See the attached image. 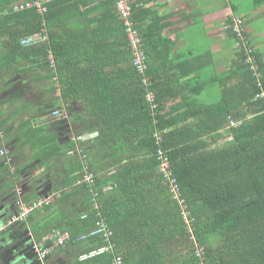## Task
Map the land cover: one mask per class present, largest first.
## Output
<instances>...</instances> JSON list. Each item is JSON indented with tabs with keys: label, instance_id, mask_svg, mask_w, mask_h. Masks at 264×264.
Listing matches in <instances>:
<instances>
[{
	"label": "trees",
	"instance_id": "obj_1",
	"mask_svg": "<svg viewBox=\"0 0 264 264\" xmlns=\"http://www.w3.org/2000/svg\"><path fill=\"white\" fill-rule=\"evenodd\" d=\"M25 1L0 0V70L12 66L27 75L25 81H46L50 86L43 92L59 93L54 102L83 105L87 116L74 117L77 134L96 133L78 155L68 156L59 196L45 206L49 217L32 226H38L37 240L67 232L61 245L70 253L65 264H115L117 257L119 264H264V58L250 38V21L231 0L224 34L235 57L230 69L210 79L213 56L180 55L178 39L165 33L174 13H160L152 0H128L147 83L133 65L127 26L114 0H40L43 12L13 10ZM260 8L264 0H252L250 11ZM194 15L196 10L180 20L193 24ZM39 32L46 40L20 45L21 38ZM249 50L260 78L247 60ZM211 85L216 97L205 100ZM18 131L19 150L37 149L41 167L66 153L56 136L29 119ZM225 132L231 138L222 143ZM160 152L189 211L191 230L158 168ZM84 167L94 175L92 184L77 182ZM101 220L111 232L108 240L83 236ZM108 243L110 250L79 259Z\"/></svg>",
	"mask_w": 264,
	"mask_h": 264
},
{
	"label": "crops",
	"instance_id": "obj_2",
	"mask_svg": "<svg viewBox=\"0 0 264 264\" xmlns=\"http://www.w3.org/2000/svg\"><path fill=\"white\" fill-rule=\"evenodd\" d=\"M152 1L153 5L158 7L160 13L171 12L175 14L171 18L172 27L168 28L165 33L173 39H178L177 51L182 55L186 52L185 46H183L185 35L182 34L188 29L192 30V22L180 20V18L181 15H186L194 10V8L191 9L192 2L190 0ZM18 4L21 3L12 6ZM225 9L220 8L223 11ZM216 10L218 9L202 15V23L207 26V38L213 39V46L210 50L214 52H212L213 62L209 65L212 68L208 69V76L206 75L209 79L213 78L215 74L230 69L232 59L235 57L234 47L229 45L230 41L224 34L225 19L228 17V12L225 11L222 20L214 19L212 21V14L216 13ZM216 55L221 56V58L216 59ZM222 58L223 60H220ZM223 62H226V64ZM190 68L192 69V61ZM12 69L13 67L9 66L0 70V151L5 152L0 153V224L6 223L10 215L16 212L12 202L13 198L18 195L16 193L18 190L21 192L20 197L26 203H29L60 189L67 177L66 161L69 158L68 155L77 153L80 148L79 143L75 142V138L79 135L77 133H79L81 127L74 117L87 116L84 106L79 103L66 100L56 102L57 99L54 102L53 96H57L59 93L43 92L50 86L46 81H25L27 75H17ZM16 85L36 88L34 96H27L29 93L25 90H22L24 94H20L21 92H18V86ZM207 92L209 95H213L211 99H214L217 88L211 85ZM22 107H25L23 111H20L23 112V116L19 118L17 110ZM53 111H57L62 115H59V117L58 114L54 116ZM21 118L23 120L29 119L34 127L44 126L47 133L56 136L59 145L65 146L66 153L55 157L46 166L41 167L37 149L28 150L25 148V152L24 148L19 150L18 125ZM230 138L225 132V137L221 142L228 141ZM109 189V186L106 187V190ZM77 198L75 200L78 201ZM77 201H75L74 206H76ZM50 211L45 210V206L36 209L29 215L30 221H27L26 218L22 222L12 224L0 234V264H42L32 250V243L38 241L36 235L39 232L37 225L35 228L32 226L46 220ZM46 236L39 241L43 242ZM44 244L48 247L51 246L50 257L48 261H45V264L66 263L70 254L69 251L61 249V246H54L50 241Z\"/></svg>",
	"mask_w": 264,
	"mask_h": 264
},
{
	"label": "built area",
	"instance_id": "obj_3",
	"mask_svg": "<svg viewBox=\"0 0 264 264\" xmlns=\"http://www.w3.org/2000/svg\"><path fill=\"white\" fill-rule=\"evenodd\" d=\"M115 1V7L116 10L119 11L121 17L124 19L125 25L127 26V36H128V41L131 49V53L133 54V65L138 73H140L142 82L147 83V76L145 75V70H146V63H145V56L144 52L141 50L140 47V37L138 34V31L132 27V22L129 20V15H130V6L128 4V0H114ZM28 8H35L38 12H43L45 11V7L43 6L42 2L40 0H26L25 2L13 6L14 11H20ZM235 23V30L240 31V20L238 18L234 19ZM47 36L46 34H41L35 33L31 34L21 40L22 45L24 46H34L41 41L46 40ZM246 45V44H245ZM244 45V46H245ZM249 51L248 53V62H250V65H252V68H254L253 64L251 63V57L249 56ZM51 60V65H53L52 59L49 57ZM264 94H261L262 96ZM148 100H152V95L147 96ZM240 123V122H239ZM239 123H233L230 121V126H237ZM96 136V133H82L76 136L75 142H86L89 140H92ZM79 150V149H78ZM1 154L5 153L3 150L0 151ZM159 160H160V165H159V170L164 174L165 178L169 180V190L170 193L172 194V198L177 201L178 205H180L181 210H182V215L186 221L187 226L189 227V230H191V219L189 218V211L186 209V205L184 203V200L181 199L179 196V188L175 182L174 179H172L169 175V171H167L168 167V160L163 154L160 152L159 153ZM8 160H10L8 158ZM83 175L82 177L77 181L78 183H86V184H92L94 175L92 172L88 171L86 167L83 169ZM17 199L14 202V206L16 208V212L8 218L6 223L0 224V234L3 233L10 225L22 222L24 221L30 213H32L34 210L42 208L44 206H47L54 202L56 198L59 196V191H52L48 193L46 196L40 197L37 200H34L32 202L26 203L21 197L20 194L21 192L18 190L16 192ZM92 197H93V202H94V208H97V203L95 202V197L97 196V192H92ZM111 232L108 230L106 224L101 220V221H96L95 222V227L88 232L86 235H83L84 237L86 236H93V235H101L108 240ZM83 238V237H82ZM69 239V235L67 232L63 231H53L52 233L47 234L45 239L42 241H35L32 243V250L36 254L38 260L42 263L45 264L46 259L49 256V253L51 251V246L48 247L44 243L50 241L54 246H61L64 244L65 241ZM112 248V244L108 243L106 245H103L102 247H99L97 249L91 250L88 253L81 254L79 256V259H86L92 256H95L97 254L104 253ZM203 249L198 248L196 250V254L200 255L202 254ZM120 263V257L115 258V264Z\"/></svg>",
	"mask_w": 264,
	"mask_h": 264
},
{
	"label": "rangeland",
	"instance_id": "obj_4",
	"mask_svg": "<svg viewBox=\"0 0 264 264\" xmlns=\"http://www.w3.org/2000/svg\"><path fill=\"white\" fill-rule=\"evenodd\" d=\"M190 2H192L191 9L194 8V11L196 10V15H194L193 17L196 20V22L195 24H192V27H191L192 30L188 29L186 32H183L184 34L182 35H185L184 36L185 41L183 42V46H185V51L187 53H190L189 57L191 55L200 56L202 54L203 55L206 54L205 55L206 57H212L213 51H208V50H211V47L213 46V39L207 38V34H206L208 32L207 26H205L202 23V20H203L202 15L204 13H209V11H212L214 9L220 10V8H222L220 6H223V2L227 4V8L225 9V11L228 12V16L232 15L231 10H230L229 0H190ZM231 4L236 7L239 16L243 17V19L245 20L250 21V23L247 26V30L249 31L250 38L253 42H255L259 46V49L262 51L263 58H264V22H263L262 15L259 14V11H262L260 13H264L263 12L264 8H260L257 11H250L252 7V0H231ZM218 10H216L217 11L216 13L212 14V21L214 19L222 20V18L225 16V11L223 10L218 11ZM219 58H221V56L216 55V59H219ZM248 58L249 57H247V60H249ZM220 60H223V58ZM251 63L254 66L253 71H255L257 77L260 78L259 66L257 62L254 61L253 57H251ZM224 64H226V62ZM209 67L210 66H208V68ZM16 86H18V92H21L20 94H24V91L22 90H25L27 93H29L27 96H31V97L34 96V92L36 88L28 87V86H19V85H16ZM204 98L205 100H208V99L213 98V95L205 94ZM52 113L54 116L58 114V117L59 115H62L59 112L57 113V111H53ZM22 116H23V112H19L18 117L20 118ZM22 120L23 119L21 118V121ZM83 143L81 142L79 145L81 146Z\"/></svg>",
	"mask_w": 264,
	"mask_h": 264
},
{
	"label": "clouds",
	"instance_id": "obj_5",
	"mask_svg": "<svg viewBox=\"0 0 264 264\" xmlns=\"http://www.w3.org/2000/svg\"><path fill=\"white\" fill-rule=\"evenodd\" d=\"M28 36H29V35H28ZM25 37H27V36H25ZM25 37H23V38H25ZM23 38L20 39V45H21V46H24V45H22V43H21V40H22ZM24 47H30V46H24ZM80 134H82V133H80ZM78 143L80 144L81 142H78Z\"/></svg>",
	"mask_w": 264,
	"mask_h": 264
},
{
	"label": "flooded vegetation",
	"instance_id": "obj_6",
	"mask_svg": "<svg viewBox=\"0 0 264 264\" xmlns=\"http://www.w3.org/2000/svg\"><path fill=\"white\" fill-rule=\"evenodd\" d=\"M17 196V195H16ZM10 201V200H9ZM14 202H15V197L13 198V202H12V205L14 204Z\"/></svg>",
	"mask_w": 264,
	"mask_h": 264
}]
</instances>
